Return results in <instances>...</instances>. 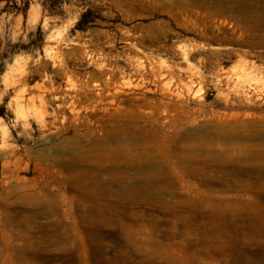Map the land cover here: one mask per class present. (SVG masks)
Here are the masks:
<instances>
[{"label": "rangeland", "instance_id": "1", "mask_svg": "<svg viewBox=\"0 0 264 264\" xmlns=\"http://www.w3.org/2000/svg\"><path fill=\"white\" fill-rule=\"evenodd\" d=\"M0 264H264V0H0Z\"/></svg>", "mask_w": 264, "mask_h": 264}, {"label": "bare ground", "instance_id": "2", "mask_svg": "<svg viewBox=\"0 0 264 264\" xmlns=\"http://www.w3.org/2000/svg\"><path fill=\"white\" fill-rule=\"evenodd\" d=\"M109 93L110 92H105V91H101V94H100V99L101 100H107V99H109L110 97H112V96H109ZM254 97H256V99L257 98H259L260 97V95L259 94H252ZM74 98H76V97H74ZM76 102V100L75 99H72L71 100V104H74ZM142 188V187H141ZM137 190V189H136ZM137 192V191H136ZM190 235V234H189ZM26 250V249H25ZM20 253H22V250H20ZM26 254V253H25ZM25 257V256H24ZM25 258H27V257H25ZM33 260V259H32Z\"/></svg>", "mask_w": 264, "mask_h": 264}]
</instances>
